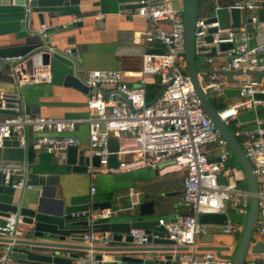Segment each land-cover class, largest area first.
<instances>
[{
	"label": "built area",
	"instance_id": "1",
	"mask_svg": "<svg viewBox=\"0 0 264 264\" xmlns=\"http://www.w3.org/2000/svg\"><path fill=\"white\" fill-rule=\"evenodd\" d=\"M215 9H226L231 13L238 8L248 20L228 29L220 28L218 20L208 22L210 17H199L195 23V36L205 37L209 28L218 27L212 33V41L197 45V52L205 54L214 46L217 54H224L226 62L215 64L216 55H207L205 64L198 73L207 95L221 93L232 84L224 70L264 72V42L251 45L250 33L264 30V20L259 18L261 5L257 0H211ZM175 2L179 5L176 7ZM185 0H139L135 16L147 20L148 26L140 35L145 46L140 84L130 85L120 70L92 69L85 78L88 85V114L82 117H55L41 112L27 111L18 93L0 90V111L6 115L0 120V147L6 139L16 133L20 147H27L28 130L37 133L36 145L50 154L64 156L70 146H77L90 155L100 156V165L89 168L93 176L98 173L120 174L143 168H157L171 161L184 171L183 201L188 212L180 213L172 221L161 219L166 236L175 246H187V250L174 256L173 264H233L231 256L223 257L213 250H199L198 238L208 233V224L201 223L202 213H225L232 208L247 215L250 192L239 181L244 180L243 171L237 164L233 151L222 133L202 107L193 83L187 75ZM80 20L75 19L76 23ZM48 40L47 28L40 30ZM49 37V38H48ZM162 43L160 47L157 44ZM222 43L232 46L220 50ZM204 47V50H199ZM149 48H154L150 51ZM54 48L49 46V52ZM72 49H68L71 53ZM50 63L42 60L32 68L30 82L51 81L48 74ZM210 65V66H209ZM153 75L160 85L157 95L149 100L146 95V80ZM234 77V76H233ZM264 109V74L256 80L247 74L238 84V101L220 116L229 124L242 110ZM225 111L229 114L224 116ZM252 127L237 123L233 130L253 166L259 182V212L255 223V240L264 238V119L258 115ZM87 124L89 139L83 141L77 134L78 126ZM110 139L118 140V149L112 152ZM116 153L117 166L109 165V157ZM132 154L124 159V155ZM8 182L15 176L13 187L25 186L20 169H0ZM240 173V176H239ZM236 177V179H235ZM97 191L95 185L91 192ZM115 209L106 207L92 214L93 222L98 218L113 216ZM21 216L11 215L0 222V231L10 236L21 233ZM243 225L233 222L224 227V232L240 235ZM136 245L147 243L148 234L142 228L130 231ZM90 245H109L112 233L91 232L86 234ZM2 257H0L1 261Z\"/></svg>",
	"mask_w": 264,
	"mask_h": 264
},
{
	"label": "crops",
	"instance_id": "2",
	"mask_svg": "<svg viewBox=\"0 0 264 264\" xmlns=\"http://www.w3.org/2000/svg\"><path fill=\"white\" fill-rule=\"evenodd\" d=\"M138 1L82 0L79 4L59 6L52 11L44 12L43 23H41L38 14L34 13L30 18L29 28L31 31L40 32L42 28L46 27L51 36V39L48 37L49 45L54 50L69 53L68 49H72L71 53L78 59L79 73L84 79L92 69L120 70L130 85H138L142 77L143 53L145 51L140 35L148 26L146 19L134 15L135 5ZM223 1L227 2L228 0ZM257 1L264 2V0ZM198 9L199 15L202 17H216L220 28L232 27V13L226 9H215L213 1L198 0ZM25 15L24 7L0 4V46L23 42L28 37L34 40L41 39L40 35H29L24 24ZM79 18L78 22H73ZM247 20L246 14L242 12L241 24ZM23 35L24 37L21 38ZM249 37L251 45L262 43L264 42V30L251 32ZM149 50L153 51L154 48H149ZM220 50L222 49L220 48ZM225 62L224 54L215 56L217 66H221ZM36 63H33V66ZM33 66L27 67L23 63L13 66L7 61L0 60V90L18 93L27 111L37 110L43 115L62 118L82 117L88 114V91L65 82L67 73L72 72L74 68L70 59L64 54L53 53L50 65L47 67V72L51 75L50 82H30ZM246 77L247 74L244 73L234 74V78L240 81ZM238 84L239 82H232L221 93H217L215 101L218 105H225L223 109L238 101ZM145 85L147 98L152 100L159 90L158 82L153 75H149ZM5 115L6 112L0 111V120ZM258 115L264 119V109L242 110L234 120L244 127H252ZM28 133V145H33L35 149V159L32 168L28 171L30 176H32L31 173L59 174L62 185L58 187V190L73 202L109 201L110 207L115 209L113 217H117V220L124 216L132 207L131 205L150 200L156 201V215L167 221L174 220L180 213L188 212V207L182 198L184 171L171 161L162 163L157 168L148 167L120 174L98 173L93 176L89 169L88 172H74L72 166L66 162L67 153L62 157L50 154L36 145L39 134L29 130ZM76 134L87 145L88 125L78 126ZM8 149L0 147V157L4 150ZM86 155L90 154L86 153ZM123 157L128 159L132 157V154H126ZM20 171L23 175L25 174V170L20 169ZM243 182L245 180H241L239 183L243 186ZM93 185L97 188L94 194L91 192ZM18 191L20 192V189ZM24 191L27 199L30 200L39 195V192L33 188H26ZM3 220L4 218L0 217V222ZM233 222L229 221L227 225ZM227 225H209L208 233L198 238L197 248L202 250L200 247L205 245H228L233 249L238 234L224 232V227ZM25 228L26 226L22 224L19 227L23 232ZM21 234L17 236H21ZM0 236L3 235L0 234ZM125 236L126 234H124ZM120 244L123 242L116 241L112 233V241L109 245L97 243L92 246L114 247ZM179 252L175 251L174 256H178ZM90 253L95 255L99 252L91 251ZM63 254H67V249L63 250ZM222 254L223 257L231 256L233 250L222 251ZM104 259H111L110 252L104 255ZM247 261L264 264V254H249Z\"/></svg>",
	"mask_w": 264,
	"mask_h": 264
},
{
	"label": "water",
	"instance_id": "3",
	"mask_svg": "<svg viewBox=\"0 0 264 264\" xmlns=\"http://www.w3.org/2000/svg\"><path fill=\"white\" fill-rule=\"evenodd\" d=\"M82 0H0V4L24 7L26 11L24 24L29 35L37 34L40 40L25 38L19 43H11L0 46V60L7 61L13 66L26 64L32 67L33 63L42 60L50 63L53 53L64 54L70 59L74 68L67 73L65 82L75 87L88 91V85L83 76L79 73L78 59L72 53H62L55 49L49 52V40L39 31L29 28V21L34 13L38 14L41 23L44 22V12L52 11L59 6H69L79 4ZM262 6L259 9V18L264 20V2H259ZM137 6V5H135ZM186 19V58L187 75L190 77L194 90L198 95L202 107L220 130L222 136L227 140L233 151L237 164L243 171L246 188L250 192L249 210L247 215L238 213L230 208L225 213H202L199 221L208 225H227L229 221L243 225L240 239L237 246L205 245L200 247L202 250H213L218 255L223 256L222 251L233 250L231 256L233 264H254L255 261H247L249 254H264V240L253 238L255 223L259 212V182L253 172V166L239 139L234 135L228 123L220 116L219 110L214 105L212 99L204 90L198 73L202 71L198 68L196 61L197 45L206 44L212 41V33L218 27L209 28V34L205 37L195 36V23L199 16L198 0H185L184 4ZM232 27L241 25V10L233 8ZM216 17H210L208 22L216 21ZM24 35L21 37L23 38ZM160 47L162 43L157 44ZM232 45L222 43L220 48L226 50ZM200 47L199 50H204ZM74 53V51H73ZM216 48L213 46L210 52L204 55H215ZM229 81L238 83L234 74H242V69L223 71ZM247 74H254L256 80L264 72L245 71ZM160 88V85H158ZM2 148L4 153L0 157V169L15 168L25 170V186L31 185L39 192L35 199H27L25 195L26 187L15 188L13 182L15 176H11L6 181L5 174L0 171V217L6 218L11 215L21 216L22 225L25 231H21V236H10L9 232L0 231V264H173L174 252L187 250V246H175V242L166 236V228L161 223V217L155 213V200L143 201L132 207L124 214L121 219L117 217L98 218L91 222L90 218L97 210L110 207L109 201L87 203H76L67 198L64 193L58 190L61 184L59 174H41L28 172L32 168L35 159V149L33 145L20 147L14 132L11 138L6 139ZM109 148L112 152L118 149V140L110 139ZM67 164L72 166L74 172H88L90 167L100 165V156L86 155L83 149L77 146H70L67 150ZM118 158L116 153L109 157V165L117 166ZM173 163V162H172ZM20 189V192L18 191ZM19 193V194H18ZM142 228L148 234L147 243L136 245L131 229ZM110 231L114 239L123 244L109 246H92L86 242V234L91 232ZM124 234L126 236L124 237ZM124 239V240H123ZM67 249V254L63 250ZM91 251L99 253L92 255ZM111 259L105 260L104 255L109 253Z\"/></svg>",
	"mask_w": 264,
	"mask_h": 264
},
{
	"label": "rangeland",
	"instance_id": "4",
	"mask_svg": "<svg viewBox=\"0 0 264 264\" xmlns=\"http://www.w3.org/2000/svg\"><path fill=\"white\" fill-rule=\"evenodd\" d=\"M174 5H175L176 7H178L179 3H178V2H175ZM205 58H206V56H205L204 54H201V53H199V52L196 51V61H197V66H198V68H200V66H201L202 64H203V65H206V64H205ZM216 95H217V94L212 95V97H213L212 99H213V100L216 99ZM235 179H236V177H235ZM239 182H241V180H240ZM243 186L246 187V182H243ZM255 237H256V235L253 234V238H254V239H255ZM239 239H240V235L237 236V242H236V244H234V245H235L234 248L237 246V243H238Z\"/></svg>",
	"mask_w": 264,
	"mask_h": 264
},
{
	"label": "trees",
	"instance_id": "5",
	"mask_svg": "<svg viewBox=\"0 0 264 264\" xmlns=\"http://www.w3.org/2000/svg\"><path fill=\"white\" fill-rule=\"evenodd\" d=\"M199 17H202V16H198V18ZM212 101H213V103H214V105L216 106V108L218 109V110H222L224 107H225V105H218L217 103H216V101L215 100H213L212 99ZM229 127L232 129V130H234L235 129V125H236V120H231V121H229Z\"/></svg>",
	"mask_w": 264,
	"mask_h": 264
},
{
	"label": "bare ground",
	"instance_id": "6",
	"mask_svg": "<svg viewBox=\"0 0 264 264\" xmlns=\"http://www.w3.org/2000/svg\"><path fill=\"white\" fill-rule=\"evenodd\" d=\"M228 114H229V112H228V111H225L224 116H226V115H228ZM85 146H87V145H85Z\"/></svg>",
	"mask_w": 264,
	"mask_h": 264
}]
</instances>
